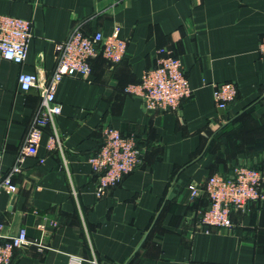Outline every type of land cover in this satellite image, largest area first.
<instances>
[{
  "label": "crops",
  "instance_id": "crops-1",
  "mask_svg": "<svg viewBox=\"0 0 264 264\" xmlns=\"http://www.w3.org/2000/svg\"><path fill=\"white\" fill-rule=\"evenodd\" d=\"M0 14L33 22L25 64L0 60L3 174L41 102L38 89L22 91L20 73L50 76L58 43L77 23L88 35L119 27L128 40L121 63L96 58L88 79L64 78L62 113L26 156L17 194H1L4 239L26 228L31 241L11 264H264V203L234 210L232 229L207 233L196 223L208 200L189 190L215 174L233 177L236 166L264 170V0H0ZM161 49L180 58L193 89L177 111H148L125 93ZM225 82L236 84L237 100L220 110L213 94ZM106 127L138 136L145 159L99 198L89 158ZM53 129L63 152L47 148Z\"/></svg>",
  "mask_w": 264,
  "mask_h": 264
},
{
  "label": "built area",
  "instance_id": "built-area-1",
  "mask_svg": "<svg viewBox=\"0 0 264 264\" xmlns=\"http://www.w3.org/2000/svg\"><path fill=\"white\" fill-rule=\"evenodd\" d=\"M119 27L110 35L96 32L88 35L82 24L77 23L68 38L58 43L56 67L50 76L41 73L19 75V84L24 92L36 88L41 93L29 131L22 143V151L7 174H3L2 153L0 152V196L5 191L17 194L18 185L14 178L22 173L27 155H36L42 138L49 127H54L55 119L62 113V105L57 100L60 84L66 77L78 76L88 79L92 73L91 61L102 56L111 65L121 63L128 55V40L119 36ZM33 39V22L24 18L0 14V60L23 66ZM264 60V37L258 47ZM157 65L144 71L140 83L130 85L125 92L138 97L148 111H177L185 101L193 97L187 71L180 58L166 49L159 51ZM237 86L232 82L220 83L214 90V101L218 109L226 110L237 98ZM50 151L63 152V141L55 129L48 138ZM143 149L135 134L124 133L113 127L104 129L102 148L89 158L94 173L98 175V197H104L118 186L126 176L143 164ZM192 199L206 195L210 206L201 213L196 228L207 233L212 228L232 229L234 210H246L252 203H264V171L245 166H236L233 177L215 174L205 183L190 184ZM56 225V223H54ZM5 224L0 216V264H11L15 250L30 245L26 228H21L7 240L2 234ZM40 251L47 247L34 243ZM69 264H81L70 258Z\"/></svg>",
  "mask_w": 264,
  "mask_h": 264
},
{
  "label": "trees",
  "instance_id": "trees-1",
  "mask_svg": "<svg viewBox=\"0 0 264 264\" xmlns=\"http://www.w3.org/2000/svg\"><path fill=\"white\" fill-rule=\"evenodd\" d=\"M98 58H103L102 56H99ZM104 59V58H103ZM107 61V60H106ZM117 65V64H116ZM126 93V92H125ZM236 100H237V98H236ZM235 100V101H236ZM234 101V102H235ZM233 104V103H232ZM139 138V137H138ZM103 146V145H102ZM102 146L99 148V150L102 148ZM139 147L142 149V147H141V142H140V139H139ZM98 150V151H99ZM144 159H145V153H143V163H144ZM143 165V164H142ZM141 165V166H142ZM256 169H260V168H256ZM261 170H263V169H261ZM264 171V170H263ZM97 175V174H96ZM98 176V175H97ZM226 176H228V175H226ZM15 181V180H14ZM203 196H205L206 198H207V200H208V208H209V206H210V200L208 199V197L206 196V195H203ZM202 197V196H201ZM201 197H199V198H201ZM199 198H197V199H199ZM253 204V203H252ZM256 204H262V203H256ZM207 208V209H208Z\"/></svg>",
  "mask_w": 264,
  "mask_h": 264
}]
</instances>
